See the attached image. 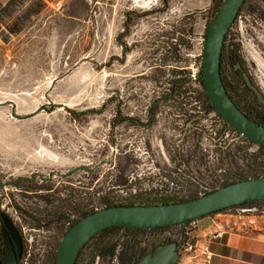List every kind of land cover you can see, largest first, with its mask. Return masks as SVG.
Wrapping results in <instances>:
<instances>
[{"label": "rangeland", "instance_id": "rangeland-1", "mask_svg": "<svg viewBox=\"0 0 264 264\" xmlns=\"http://www.w3.org/2000/svg\"><path fill=\"white\" fill-rule=\"evenodd\" d=\"M45 1L41 13L29 22L47 26L48 41L41 39L46 29L42 33L39 28L29 33L38 38L32 43L13 40L2 22L8 15L0 11V103L4 104L0 105V171L14 174L9 178H32L38 192L37 200L26 193L10 194L13 204V194L22 195L17 197L18 215L10 210L14 219L19 217L16 222L25 235L21 264H55L64 233V224L59 228L58 221H66L75 206L90 212L108 204L149 200L155 198L150 189L173 181L208 185L212 189L208 195L224 183L248 173L252 176L247 165L259 154L258 147L228 129L226 136L219 119L208 114L197 121L199 131L193 139L200 152L207 150L213 128L218 134L213 136V157L203 160L202 166L193 162L180 166L176 158L180 123L185 119L178 116L192 110L181 104L190 105L192 98L198 101L193 105L197 111L206 109L198 80L214 0ZM128 13L139 18L132 22L127 40L118 44L116 36L122 35ZM253 14L249 9L242 15L237 44L246 70L264 93V33L249 27ZM193 73L196 81L186 80L173 96L174 83ZM155 102L158 118L149 132L130 122L115 123L119 108L121 116L135 113L139 125L145 124V111ZM192 145L188 141L184 151ZM259 157L264 160V152ZM95 167L93 173L88 171ZM74 169L78 171L65 175ZM133 169L139 175H132ZM256 173L264 176V165ZM199 192L183 190L180 197L189 201ZM3 193L7 192L0 188ZM257 208L263 210L264 204ZM181 229L167 231L178 234ZM151 234L119 230L111 235L119 244L136 240L151 249ZM88 254L86 250L85 257ZM95 264L120 263L97 260Z\"/></svg>", "mask_w": 264, "mask_h": 264}, {"label": "water", "instance_id": "water-1", "mask_svg": "<svg viewBox=\"0 0 264 264\" xmlns=\"http://www.w3.org/2000/svg\"><path fill=\"white\" fill-rule=\"evenodd\" d=\"M245 0H225L212 20L203 44L202 80L211 108L239 136L264 147V126L249 119L230 98L221 75V58L226 35L239 15ZM248 86L262 103L264 97L245 75ZM0 105H4L1 104ZM102 162L100 165H104ZM98 167V166H96ZM95 167V168H96ZM95 168L88 170L92 172ZM77 169L67 172L70 175ZM264 201V178L252 179L222 187L195 200L162 206H120L99 210L79 220L62 238L56 253V264H76L85 245L99 233L111 228L129 230L186 227L191 221L211 214ZM7 233L6 252L0 264H18L23 254L22 241L8 216L2 215ZM12 240L17 245V252ZM179 244L169 241L157 246L137 264H176Z\"/></svg>", "mask_w": 264, "mask_h": 264}, {"label": "flooded vegetation", "instance_id": "flooded-vegetation-1", "mask_svg": "<svg viewBox=\"0 0 264 264\" xmlns=\"http://www.w3.org/2000/svg\"><path fill=\"white\" fill-rule=\"evenodd\" d=\"M255 3V4H254ZM261 5L264 8V0H257L256 2H249V0H246V2L244 3L243 7L241 8V12L239 14V16L236 18L235 22L233 23L232 27L230 28L228 34L226 35L225 38V50L228 51L226 56H227V62H228V68L232 69L231 75L233 78L237 79L239 82H241L242 84V90L240 91H236V89L232 86L230 78L226 76V90L227 92L230 93V95L233 98L234 103L240 107L242 110L248 112V106L251 103L252 105H256L260 107V112H259V116L260 118L264 121V103H262L258 97V94L252 90L249 86L248 83L246 81L245 75H247L251 81V83L257 87V89L260 91V93L262 94V96L264 97V93L262 92L261 88L259 87L258 84H256V82L253 80V78H251V74H249V72L246 70L245 68V64L243 62V58L241 56V52H240V45L237 44V41H239L237 39V34H236V30H237V25L242 22V15L245 14V12H247V10L252 9L254 10V23H251V25L249 26L252 30H254L257 33L263 32L264 33V11H262L261 9H259L257 6ZM139 17L136 14H126L125 15V20H124V27L121 31L122 35L118 34L116 36V42L119 44L121 42H124L127 40V38L130 35V32L133 28V24L132 22L135 21V19H138ZM256 24V26L254 25ZM263 35V34H261ZM264 36V35H263ZM144 75V74H143ZM225 86V85H224ZM244 95L248 98L251 99V101L248 102L247 99L244 98ZM183 97V96H182ZM165 100V98L163 99ZM192 103L190 105H186L185 103L181 104V107L183 106L184 108L190 106L192 107V110L187 111L186 114H182L179 115L178 117H181L182 119L185 118L183 121L180 120V122L182 121L183 123H180V137L182 138L179 143L177 144V149H178V153H177V160L178 163L180 164V166L182 165H186V164H190L193 162V164H195L196 166L199 165H203V160H209L210 158L213 157L214 154V134L217 136V133H213V128H211V134H208V138L206 139L208 141V149H203V152L206 153V155L203 152H200L201 149L199 148V142H197V140L195 141L194 135L196 134V132L199 131L198 128V123L197 121L202 117V112H205L204 116H207V114H212L213 112L210 111V109H208L206 107L205 111H197L195 109V107H193V105L195 106L193 99L191 98ZM187 102V99H186ZM158 102H155L153 104V108H151L148 111H145V113L147 114V120L145 122V124L139 125L141 122L140 120H138L136 118V114L132 113V114H127L126 116H121L122 112L120 111L119 108L116 109V115H115V123H127L130 122L131 125H133V127H142L143 129H145V127H147V131L149 132V128H151V126H153L152 121H154L156 118H158V114L155 113L156 108ZM200 108V107H198ZM200 115V116H199ZM213 117V116H212ZM215 117V116H214ZM217 117V116H216ZM218 118V117H217ZM221 118H219L220 121ZM221 124H223V129L224 133H226V136H228V130H229V126L223 121L220 122ZM228 127H227V126ZM228 129V130H226ZM197 139L198 136L196 137ZM192 141L193 145L192 148L190 147L189 150L184 151L183 149V145L186 144L188 141ZM195 141V142H194ZM139 142V141H138ZM146 144V142H145ZM131 146L133 147V145L131 144ZM182 147V148H181ZM117 149V147H116ZM134 149V147H133ZM145 149H147V147L145 146ZM135 150V149H134ZM134 150L133 153L131 154L132 157L137 158L134 155ZM209 164V163H207ZM2 165V164H0ZM136 167H138V165H134ZM97 168H95L91 173H93ZM78 171V170H76ZM181 171V170H178ZM74 173V172H73ZM132 175H139L138 174V170L133 169V171L131 172ZM14 174H7L4 171H0V188H2V191H6L7 193H3L0 194V263H2L3 261V257H4V253L6 252V246H5V236L7 233L5 224L2 220V215H6L9 217V219L11 220V222L13 223L21 241L23 244V253L25 252V244H24V240H25V235L22 232V228L18 225V223L16 222L19 217H17L16 219H14L12 217V215L10 214V210L12 209V211L15 212L16 215H18L17 209H18V201H17V197L18 199L22 196V195H18V194H13L14 195V202L15 204H13L12 199L10 198V194H12V191H16L20 194L26 193L27 195L31 196L32 200H37V187L34 184V180L31 178L30 181L28 180H22L21 176L17 177V178H9V177H13ZM31 175H34L33 172H31ZM72 175V174H70ZM68 175V176H70ZM67 176V177H68ZM189 177V176H188ZM194 180V179H193ZM196 184H191V185H179L176 182H172V184H164V185H158V189H156L155 191H153L152 189H150L149 193L153 194V196L155 198L152 199H157V200H161L162 203L164 202H168L169 205L176 203V202H180V201H186L183 198L180 197L181 191L183 190H193V191H200V193H206V192H211L212 189L210 188V186L206 185L203 186V184H199L197 181H194ZM224 183V181H222ZM23 183L25 184H29L30 188L27 187V185L25 184V186L23 185ZM225 184V183H224ZM223 185V184H222ZM221 185V186H222ZM15 189V190H14ZM28 189V190H27ZM217 189V188H216ZM160 190V191H158ZM137 190H135L134 192H136ZM204 191V192H202ZM10 192V193H8ZM147 192V191H146ZM12 196V195H11ZM137 197V196H135ZM157 197V198H156ZM9 198V201H8ZM151 199V200H152ZM20 205V204H19ZM105 208V207H104ZM106 209V208H105ZM101 210V208L95 207L94 211H90V212H83L81 210L80 207L75 206V208L70 211L68 218L65 219L60 218L61 221H58L59 223V228H62V224H64V232L68 231V229L74 225V223L76 221H79L81 219H83V217H85L88 213H93V212H97ZM21 222V221H20ZM42 229H46L48 228V226H43L41 227ZM155 233H152L151 236H154ZM12 243L14 245V248L17 252V245L14 243V241L12 240ZM152 249H147L145 252H152ZM24 254H22L21 257H18V264H21V261L23 259Z\"/></svg>", "mask_w": 264, "mask_h": 264}, {"label": "trees", "instance_id": "trees-1", "mask_svg": "<svg viewBox=\"0 0 264 264\" xmlns=\"http://www.w3.org/2000/svg\"><path fill=\"white\" fill-rule=\"evenodd\" d=\"M47 1L52 2L54 0H47ZM224 1L225 0H214V8L215 9H214V13L211 17V20L209 21V24H208V27L206 30V35H207V31H208V28H209L212 20L215 18L218 10L220 9V7L224 3ZM45 2H46L45 0H11L3 10L5 13H7L8 17L6 18V20L2 21L4 23V25H7V29L9 31V33L11 35L19 34L20 33L19 24L21 26L29 24L30 23L29 20L31 18H34L35 16H38L41 13L42 9L46 6ZM245 2H246V0H245ZM24 6H26V9H27V13L25 14V17L19 16V17L15 18L13 12L21 10ZM240 12H241V10H240ZM240 12H239V14H240ZM206 35H205V38H206ZM227 52L228 51L225 50V45H224L223 51H222V58H221L222 80H223V83L226 87V80H227L226 76L229 77L232 86L236 89V91H240V90H242L241 82H239L237 79L233 78L230 71L226 70V68H225V66L228 68V62L226 59L227 58V56H226ZM186 80H188V78L182 79L179 82L174 83V88L172 90L173 96H175L176 94L179 93V91L177 90V88H179V86H180L179 84L182 85ZM198 82L205 91L204 92V98L206 101V107L208 109H210V111L215 112L211 108L210 99L207 95L206 88H205L204 82L202 80V72L200 73V77H199ZM228 94H229L230 98L233 100V98L229 92H228ZM244 98L247 99V97L245 95H244ZM249 107L251 109L250 110L251 112H246V111L242 110L240 107H238V108L249 119H251V120L255 121L256 123L264 126V121L259 116L260 107L256 106V105H252V104H249L248 109H249ZM218 117L220 118V116H218ZM228 128L232 133H236L230 127H228ZM239 137H241V136H239ZM241 138H243V137H241ZM244 141L250 145H255L258 147V153L259 154L253 156L251 158V161L248 162L249 164L247 165V168L250 171H252V176H250V174L248 173V174H246V176L242 177L241 179H239L237 181H231V182L223 184L221 186V188L229 186L231 184L238 183V182L264 178V176H260L256 173V171L260 170L264 165V160H260V157H259L260 154H262V152H264V147L253 144L252 142H250L246 139H244ZM198 198H200V197H193L189 201L195 200ZM182 202H187V201H180V202H176L173 204L182 203ZM262 204H264V201L245 204V205H242L239 207H234V208L228 209L226 211H233L235 209L245 208V207L257 208L258 206H262ZM162 205H169V203L168 202L162 203L161 200H157V199H152V200L151 199H149V200L142 199L141 201L132 202V203L108 204V205H105V208L120 207V206H162ZM224 212L225 211H221L219 213H224ZM93 213H88L85 217H87ZM211 215H215V214H211ZM211 215H209V216H211ZM85 217H83V218H85ZM205 217H207V216H205ZM205 217H202L196 221H199ZM77 222L78 221H76L74 224H76ZM72 227H73V225L68 229V231ZM173 227H177V226H173ZM173 227H167V228H162V229H151V230H129V229H124V228H111V229L105 230V231L99 233L98 235L94 236L85 245V247L81 250V252L78 256L76 264H95L97 260H100V261L103 260V261H108V262H113L114 260H118L120 264H137L144 256H146L150 252H145L147 249L142 248L141 247L142 243L138 242L136 240L129 241V242H123V244H119V242L118 241L116 242L114 237L111 234L113 232L119 231V230H123L125 232L134 233V234H141L143 232L155 233L154 236H151L149 238V243L152 244L151 249L153 250L157 246L167 244L169 241L177 242V240L173 239L172 236H177V237H181V238L183 237V226H178V227L182 228L178 232V234H172L170 231H167ZM68 231L63 233V237L65 236V234ZM161 232H163V233H161ZM59 245H60V243H59ZM57 250H58V248H57ZM86 250H89V254L86 255V257H85V251ZM56 253H57V251H56ZM23 254L25 255V252ZM55 264H56V254H55Z\"/></svg>", "mask_w": 264, "mask_h": 264}, {"label": "crops", "instance_id": "crops-1", "mask_svg": "<svg viewBox=\"0 0 264 264\" xmlns=\"http://www.w3.org/2000/svg\"><path fill=\"white\" fill-rule=\"evenodd\" d=\"M11 0H0V11L3 10ZM27 13L26 6L21 10L14 12V17H25ZM39 28L38 31L46 35L41 39H49L48 27L45 25L38 26L37 24L29 23L20 26V33L17 35H10L13 40H21L32 43L35 36H29V33L34 32V29ZM28 35V36H27ZM219 214L207 216L199 221L197 235L200 244H205L210 247L214 254L213 264H264V232L258 231L254 233H242L227 229L224 235L220 238L212 239L208 237L217 231H222L224 227H228L225 222H231L229 216H218Z\"/></svg>", "mask_w": 264, "mask_h": 264}, {"label": "built area", "instance_id": "built-area-1", "mask_svg": "<svg viewBox=\"0 0 264 264\" xmlns=\"http://www.w3.org/2000/svg\"><path fill=\"white\" fill-rule=\"evenodd\" d=\"M194 74L195 73L192 75L188 74V80H192V77L194 79L192 81H196ZM194 104L197 105L198 101H195ZM202 114H205V112H202ZM209 115L217 116L215 112ZM220 122H223V120L220 119ZM206 194L207 193H200L199 197L206 196ZM104 207L101 208V210L104 209ZM218 214V216H229L232 221L225 222L228 227H224L222 231H217L213 234H210L208 237H211L212 239L222 237L227 229H232L234 231L237 230L239 232L248 234L258 231L264 232V208L263 210H259L258 208H253L251 210L236 209L235 212H224ZM197 231L198 224L195 220L189 222L186 227H183L182 238L172 236V238L177 240V243L179 244V258L176 264H213L214 254L211 252L208 245L200 244ZM191 240H194V242Z\"/></svg>", "mask_w": 264, "mask_h": 264}]
</instances>
